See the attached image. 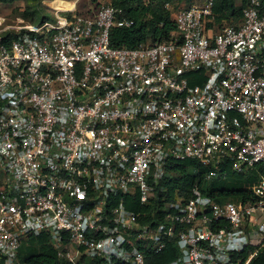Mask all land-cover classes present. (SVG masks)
Instances as JSON below:
<instances>
[{"label": "built area", "instance_id": "obj_1", "mask_svg": "<svg viewBox=\"0 0 264 264\" xmlns=\"http://www.w3.org/2000/svg\"><path fill=\"white\" fill-rule=\"evenodd\" d=\"M173 11L172 36L137 47L111 43L133 21L110 2L0 42V264H34L20 248L43 233L56 264H152L168 246L164 264H249L264 250V0L219 27L213 0ZM186 159L204 184L169 194ZM230 173L258 174L252 199L204 190Z\"/></svg>", "mask_w": 264, "mask_h": 264}, {"label": "trees", "instance_id": "obj_2", "mask_svg": "<svg viewBox=\"0 0 264 264\" xmlns=\"http://www.w3.org/2000/svg\"><path fill=\"white\" fill-rule=\"evenodd\" d=\"M100 0H90L96 3V8L103 2ZM236 0H213V12L215 22L223 25L224 19L234 18L231 24H237L243 15V9L247 0H240V6L236 5ZM168 1H165L167 3ZM109 3V2H105ZM114 6L124 10L125 16L133 21L129 27H114L111 31V43L115 46L137 47L143 43H155L158 41L168 40L176 31V24L173 19L172 9L165 4H160L156 0H112ZM174 8V10L178 9ZM93 9H91L92 11ZM215 23V24H216ZM13 37H7L4 40H10ZM192 83L200 80H193ZM205 167L197 161L186 159L174 161L171 166V175L165 180L169 188V194L179 187L181 190H187L194 182L203 183L202 174ZM258 174L239 175L230 173L229 177L224 180H214L206 182L203 188L217 200L232 199L235 201H247L252 199L251 185ZM135 210L142 209L139 205L138 198L127 199V203ZM177 249L168 246L161 254L154 256L152 264H164L177 257ZM20 258L23 262L34 264H56L58 257L55 249L50 243L47 234L30 235L27 237L20 248ZM249 264H264V250L260 251L258 256L250 261Z\"/></svg>", "mask_w": 264, "mask_h": 264}, {"label": "rangeland", "instance_id": "obj_3", "mask_svg": "<svg viewBox=\"0 0 264 264\" xmlns=\"http://www.w3.org/2000/svg\"><path fill=\"white\" fill-rule=\"evenodd\" d=\"M160 4H167L172 8L190 6L204 0H156ZM165 1H168L165 3ZM99 2H112V0H100ZM97 3V2H96ZM96 3L90 0H0V42L14 35L17 27L22 25H39L45 21L55 20V10H67L73 8L77 12L87 13L94 9ZM240 6V0L235 1ZM68 15L67 13H63ZM234 18L224 19L222 24H231ZM216 23V22H215ZM219 25V24H215ZM221 25V26H223Z\"/></svg>", "mask_w": 264, "mask_h": 264}]
</instances>
